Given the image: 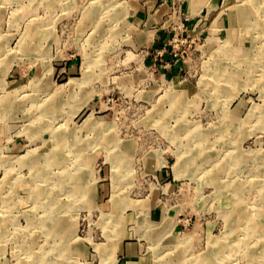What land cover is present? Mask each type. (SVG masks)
I'll return each mask as SVG.
<instances>
[{"label": "rangeland", "instance_id": "1", "mask_svg": "<svg viewBox=\"0 0 264 264\" xmlns=\"http://www.w3.org/2000/svg\"><path fill=\"white\" fill-rule=\"evenodd\" d=\"M245 5L0 0V264H114L127 239L150 264H253L240 214L264 198V13L246 29ZM139 6L165 10L179 78L141 66ZM215 61L240 78L214 88Z\"/></svg>", "mask_w": 264, "mask_h": 264}, {"label": "bare ground", "instance_id": "2", "mask_svg": "<svg viewBox=\"0 0 264 264\" xmlns=\"http://www.w3.org/2000/svg\"><path fill=\"white\" fill-rule=\"evenodd\" d=\"M198 0H196V2H197ZM249 3V4H248ZM120 6V5H119ZM242 7V6H241ZM124 8V7H123ZM126 9V8H125ZM253 10V11H252ZM121 11V10H120ZM251 11L252 12H258V13H264V0H247V5H245V6H243V8H242V11H241V19L240 20H242V22L245 24V28L246 29H248L251 25L253 26V25H255V24H257V22H258V20H257V22L256 23H254V24H252V22L249 20L250 18L247 16V14L249 15L250 13H251ZM257 14V13H256ZM252 16V15H251ZM87 18H89V17H87ZM244 20V21H243ZM256 26V25H255ZM216 27V26H215ZM252 28V27H251ZM264 28V27H263ZM241 47V46H240ZM236 49V48H235ZM218 50H219V53H221L222 51H227V53L229 52V56H230V58H231V60L233 59V61H235V63L236 64H238V65H240V64H242V66H244L243 64H245V65H247L246 64V61L247 60H245V58H246V56H242L241 54H233L232 52H231V45H230V39H225V40H223V41H221V44L219 45V47H218ZM242 50H246L245 48H242ZM241 50V51H242ZM236 51V50H235ZM240 51V53H242ZM250 53V52H249ZM248 53V54H249ZM216 54H218V53H216ZM243 54V53H242ZM245 54V53H244ZM223 55V54H222ZM217 56V55H216ZM264 56V51H258L256 54H254L250 59H251V62H254V61H256L257 62V66L259 67V68H263L264 67V63H263V59H261V57H263ZM210 57V56H209ZM215 57V56H214ZM213 58V57H212ZM219 58V57H218ZM209 60H210V58H209ZM224 61V60H223ZM232 61V62H233ZM249 61V60H248ZM208 64H210V63H208ZM230 63H226V62H221V64L219 65V66H216V61L213 63V65L212 66H210V68H209V78H212V79H215V81L214 82H212L211 84H213V86H215L214 88H216V86H218L217 84H221V82H223L221 85H223L224 83L225 84H227L228 85V83H235L240 77H239V74L237 73H235L234 72V70H231V66L229 65ZM255 66V65H254ZM251 67L252 66H250L249 67V69H251ZM261 71V70H260ZM261 72H264V71H261ZM246 74V73H245ZM255 74H256V72H255ZM264 78V77H263ZM262 80V79H261ZM77 80H73V82H76ZM78 82V81H77ZM258 82V81H257ZM205 85L207 86L208 85V80H206L205 79ZM260 85V84H259ZM223 88V87H222ZM226 89V88H225ZM201 91V90H200ZM205 92V91H204ZM201 93V92H200ZM86 94V93H85ZM181 94H179V93H176V94H172V95H170L169 96V98L171 99V100H175V98L177 99L179 96H180ZM85 100V98L81 101V104L79 103L77 106H76V109L78 108H81V107H83V106H81L82 104H83V101ZM87 102V101H86ZM1 103V102H0ZM5 103V102H4ZM254 111H263V110H261V108H259V106L258 105H256V106H254V107H252V109L250 110V113L252 114ZM255 115H256V113H255ZM263 115H264V113L263 112H261V113H257V116H259V117H263ZM249 119V117L248 118H245L244 120H243V122L241 123V124H243V123H245L247 120ZM89 120H90V118H88L86 121H85V124H88L89 123ZM94 124V123H93ZM92 124V125H93ZM194 126V125H193ZM49 129V128H48ZM187 129V128H186ZM56 130V129H55ZM59 131V130H58ZM190 133H192L194 130L193 129H190V130H188ZM57 132V131H56ZM188 133V132H187ZM196 133V132H195ZM58 136H59V143L57 144L58 146L60 145V143H67L66 141H64V140H66V139H64V140H62L60 137H61V133H60V131H59V133L57 134ZM55 147V146H54ZM50 149V148H49ZM257 150V149H256ZM256 150L254 149V151H253V149L252 150H247V152H250V153H252V154H254L255 152H256ZM50 152H54V150H52V151H50ZM49 155V154H48ZM35 157H36V155H35ZM34 157V158H35ZM28 158V157H27ZM261 158V156H259L258 158L256 157V158H252L253 160H257V163L259 162V159ZM237 159L238 160H243L244 162H245V160H247L248 159V157H246V153H245V151L244 152H242V153H240V155H238V157H237ZM53 162H54V160H52ZM263 162V161H262ZM260 164V163H259ZM264 164V163H263ZM246 165V164H245ZM249 167V166H248ZM244 168H245V166H244ZM246 169V168H245ZM255 169H257L256 167H255ZM260 172H263V171H261L260 170ZM76 186V185H75ZM74 187V186H73ZM75 188V187H74ZM51 197V196H50ZM136 202V201H135ZM118 204V205H117ZM121 204V203H120ZM130 204V203H129ZM49 206V207H51V205L50 204H47L46 203V206ZM57 204L55 203L54 204V206H56ZM115 206L114 207H117V206H119V203H117V201L115 202V204H114ZM47 206V207H48ZM255 206V205H254ZM259 208H253L251 211L250 210H247V211H241V214H240V216L244 219L245 218V222H247V224L249 225V224H251V227L248 229V230H246L245 232H244V234H243V236L241 235V237H242V240L240 241V243L239 244H247L246 242H248V241H245V239L246 238H248V240L250 241V242H248V244L250 245H248L249 246V249L247 250V253H248V255L250 256V261L253 263V264H264V198H263V202L261 201V202H259ZM48 207V208H49ZM126 207V206H125ZM57 208V207H56ZM117 209H115V211H116ZM114 211V210H113ZM115 211H114V213H115ZM119 211H120V209H119ZM112 215V217H113V213H111ZM115 216L117 215V216H121V214L120 213H115L114 214ZM105 216V215H104ZM114 216V217H115ZM242 219V221H244ZM1 222V221H0ZM41 222H43V220L41 221ZM41 222H40V224H41ZM118 222V221H117ZM116 222V223H117ZM244 222V223H245ZM2 223H4V222H2ZM248 225H245V227L246 226H248ZM238 226V225H237ZM243 226V225H242ZM54 228H55V226H54ZM234 229V228H233ZM244 230V229H243ZM235 231V230H234ZM239 231V230H238ZM238 233V232H237ZM241 233V232H240ZM239 234V233H238ZM239 236V235H238ZM256 239H258V240H262V242H259L258 244L256 243ZM212 240V239H211ZM218 241V240H217ZM219 242V241H218ZM217 242V243H218ZM238 244V245H239ZM103 244H101V246H102ZM221 245V244H220ZM219 245V246H220ZM100 246V247H101ZM235 245H233V244H227L226 245V247H227V249L228 248H230V247H234ZM57 247V246H56ZM100 247H98V248H100ZM107 248V247H106ZM108 249V248H107ZM235 249V248H234ZM236 250V249H235ZM234 250V251H235ZM245 250V249H244ZM111 252H110V254H114L115 253V251H112V249L110 250ZM162 251V250H161ZM240 251V250H239ZM163 252V251H162ZM224 252H226V251H224ZM164 253H165V251H164ZM227 253V252H226ZM109 254V255H110ZM228 254V253H227ZM207 258H209V257H207ZM226 259V258H225ZM227 259H228V257H227ZM231 259H232V257H231ZM231 259H229V260H231ZM234 259V258H233ZM237 259V258H236ZM113 263L115 264L116 263V257H113ZM209 261V260H208ZM207 261V262H208ZM206 262V261H205ZM203 264V263H202Z\"/></svg>", "mask_w": 264, "mask_h": 264}, {"label": "crops", "instance_id": "3", "mask_svg": "<svg viewBox=\"0 0 264 264\" xmlns=\"http://www.w3.org/2000/svg\"><path fill=\"white\" fill-rule=\"evenodd\" d=\"M151 7L139 6L132 15L135 27L139 28L136 41L140 48H144L140 58L141 66L145 69L153 68L162 79L175 80L183 73L184 65L181 58L173 54L166 45L169 34L165 10L153 11ZM190 14V17L198 15H192L191 12ZM193 21L195 19L190 18V24ZM222 21L225 23V19L221 20V23ZM146 243L147 241L144 242L142 239H127L120 241L118 245L115 244L116 263L119 260L122 264H150Z\"/></svg>", "mask_w": 264, "mask_h": 264}]
</instances>
